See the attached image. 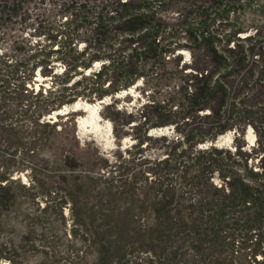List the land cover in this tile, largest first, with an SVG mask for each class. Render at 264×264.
I'll use <instances>...</instances> for the list:
<instances>
[{
  "label": "trees",
  "instance_id": "16d2710c",
  "mask_svg": "<svg viewBox=\"0 0 264 264\" xmlns=\"http://www.w3.org/2000/svg\"><path fill=\"white\" fill-rule=\"evenodd\" d=\"M46 1L0 0V264H23L29 253L42 256L37 264H69L57 261L61 252L46 240L53 207L63 217L70 208L86 242L101 236L90 264H264V17L261 30L238 35L249 5L264 10L261 0H211L219 7L230 2V34L213 27L222 16L208 14L198 28L174 22L165 11L175 0H62L59 22L44 40L27 29ZM188 47L193 61L181 64L177 51ZM97 61L103 63L94 69ZM38 70L51 77L50 87H35ZM143 78L179 80L166 106L153 95L140 111L146 132L177 125L161 161L133 149L119 164L103 156L101 169L110 173L100 183L73 151L47 154L65 132L48 119L54 110L80 97L116 94ZM107 108L117 123L128 113L117 104ZM248 124L258 133V165L243 144L198 149ZM135 161L137 181L114 184L123 177L115 173L122 162ZM79 171L82 178L72 180ZM217 174L222 185L214 182ZM85 259L72 264H89Z\"/></svg>",
  "mask_w": 264,
  "mask_h": 264
},
{
  "label": "rangeland",
  "instance_id": "374dc122",
  "mask_svg": "<svg viewBox=\"0 0 264 264\" xmlns=\"http://www.w3.org/2000/svg\"><path fill=\"white\" fill-rule=\"evenodd\" d=\"M254 2L256 0H253ZM264 4V0H261ZM172 3V4H171ZM171 6L165 12V16L171 17L174 22L178 24H184V26H192L198 28L201 20H204L208 14L212 16H222L220 19L213 25L216 28V31L230 34V28H233L230 25V22L235 20L234 17L230 21V2L225 4H214L211 0H175L172 1ZM62 0H47L42 3L39 8L40 15L36 20H32L27 29V34L34 36L35 38L46 39L51 31V27L59 22L61 14L59 13ZM260 4V3H259ZM210 8V9H209ZM258 4L249 5L246 9V14L242 15L239 19L238 26H243L246 30L242 31L238 35L246 36L248 34H255L259 29L261 30V24L263 23L264 15L261 13L264 10H259ZM169 10V11H168ZM216 11L218 13H212L211 11ZM34 11L33 13H35ZM234 15V14H233ZM232 15V16H233ZM34 18L36 15H33ZM197 21L192 23V21ZM46 34H41L42 32ZM41 34V35H39ZM183 34H186L184 32ZM184 37V36H182ZM188 44H193L190 37L184 39ZM235 43V42H233ZM230 46V44H229ZM177 53H181V56L184 60L181 61V64L185 62H192L193 55L192 50L188 47L182 50H178ZM102 61H97L94 64V69L100 68ZM65 69L64 66L58 65L57 71L62 72ZM191 70V69H188ZM90 71V70H89ZM88 71V72H89ZM78 77V76H77ZM51 77L41 74L38 70L35 87L39 89L42 85L46 87L51 86ZM179 80L170 81H161L151 80L149 83L143 78L138 81L136 84L132 85L128 89L122 90L116 94L106 95L104 98H98L93 96L80 97L78 100L72 103L63 105L61 108L54 110L49 114L48 119L52 122H58L59 128L64 127L65 132H63L62 137L56 139V141L50 144L47 151V154H53L57 152V149H66L73 151L77 156L82 160L83 165L81 166L83 170L89 175L95 174L100 178V183L107 178L109 175L108 168L101 169L103 163L99 160L101 157H105L109 160L110 164H119L121 161L126 160L131 155V149L134 151L142 150L146 158H150L157 163L161 161L166 156V151L168 147L166 146V140L169 141L177 138V125L170 124L165 126H157L146 132L147 124L144 123L145 117H141L140 111L153 99V95L159 96L161 99L159 105L166 106L169 100L176 94L177 84ZM117 104L121 110L128 112L123 114L121 123L115 122L110 116L109 109L107 108L109 104ZM152 108V107H150ZM151 110V109H150ZM167 111V110H166ZM163 111V112H166ZM132 112V116H130ZM207 112V111H206ZM205 111L202 114L206 113ZM209 112V110H208ZM150 114L152 112L150 111ZM132 122L127 123L130 119ZM146 128V129H145ZM128 132L127 136L120 138L122 133ZM119 133V136L117 135ZM149 135V136H148ZM64 136V137H63ZM149 138V141L143 144L142 146L134 147L135 144L142 138ZM177 143L178 142H174ZM238 144H243L241 147L244 151L253 152L251 155V162L258 165L262 155H258L254 148L258 147V133L254 125L248 124L245 127L243 132H239L238 129H231L227 132L219 135L214 140H209L198 145V149L209 148L211 146H217L220 148H230L232 150H237ZM53 149V151H52ZM253 159V160H252ZM137 161L133 164L122 162L121 170L118 169L117 172H121L123 177L115 181L114 184L119 185L124 183L122 181H127L131 187L132 182L137 181V173L139 172L136 168ZM140 163V162H139ZM133 167H129V166ZM135 165V166H134ZM161 167V164L159 165ZM258 167V166H256ZM110 168V166H109ZM106 171V172H105ZM80 172V171H79ZM74 172L71 179L74 180L78 177H81V172ZM105 172V173H104ZM79 174V175H77ZM104 174L105 177H101ZM25 180H29L27 174H23ZM82 178V177H81ZM124 179V180H123ZM216 184L222 185V181L217 174L214 178ZM55 180L52 181V186H55ZM58 184H60V177H58ZM123 185H121L120 190ZM77 187V186H75ZM117 187V186H116ZM119 188V187H117ZM116 188V189H117ZM126 189L129 187H125ZM63 189L59 186V190ZM118 190V191H120ZM100 192H94L95 195H102ZM106 195V194H104ZM115 200L119 205H124L126 202L125 197L114 196ZM99 198V197H98ZM64 217L61 214V211L57 207L51 209L50 221L47 222L46 226L50 229L51 232L48 233V238L46 240L51 244V246L60 251V255L57 257V261L66 259L69 260V264L77 262L78 259L86 257L90 264V261L95 259L97 254V249L101 244V236L91 237L88 233L89 240L86 242L83 240L81 229L73 224V219L71 217L72 212L69 207L64 209ZM8 234H13L12 232ZM45 240V239H44ZM146 254L143 251L136 252V255L139 256L138 261L144 262V256L140 257V254ZM29 257L24 260L23 264H37L42 256L38 253H29ZM1 264H9V262L4 261Z\"/></svg>",
  "mask_w": 264,
  "mask_h": 264
}]
</instances>
